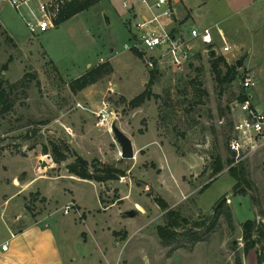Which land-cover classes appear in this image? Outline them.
I'll list each match as a JSON object with an SVG mask.
<instances>
[{
    "label": "rangeland",
    "instance_id": "374dc122",
    "mask_svg": "<svg viewBox=\"0 0 264 264\" xmlns=\"http://www.w3.org/2000/svg\"><path fill=\"white\" fill-rule=\"evenodd\" d=\"M175 9L170 26L185 39L192 28L218 27L214 48L217 57L227 58L222 72L230 69L236 75L232 83L218 85L198 40L190 41L193 54L185 61L164 54L150 66L153 52L137 57L135 25L147 14L140 0H98L35 37L10 7L0 4V83L6 89L16 85L9 108L0 105V241L9 239L6 218L18 210L24 220L30 213L36 219L47 216L53 228L59 222L68 229L73 249L98 259L100 249L85 242L89 233L80 237L95 229L94 237L98 234L107 250L112 244L118 249L111 264H256L258 254L264 255V240L247 252L242 240L244 222L264 224V149L242 161L251 184L246 195L234 192L226 166L241 116L238 97L246 93L242 80L250 73L244 66L247 54L227 40L235 59L222 55L225 28L233 23L226 0H180ZM99 68L98 81L81 91L71 89L75 79ZM260 87L256 84L247 94L262 99L257 108L264 109ZM145 90L152 98L131 109L130 102ZM112 126L131 141L133 159H122ZM53 144L66 154L65 161L54 162ZM75 156L124 175L106 183L78 179L66 169ZM217 156L225 168L214 174ZM221 199L223 208L230 209L232 228L222 216L214 232L202 235L195 225L208 222ZM71 203L73 210L64 215ZM168 211L188 222L189 231L180 233L198 231L202 240L192 244L189 236H180L164 245L157 227L166 225ZM46 261L53 259L47 256Z\"/></svg>",
    "mask_w": 264,
    "mask_h": 264
},
{
    "label": "crops",
    "instance_id": "0c3cea01",
    "mask_svg": "<svg viewBox=\"0 0 264 264\" xmlns=\"http://www.w3.org/2000/svg\"><path fill=\"white\" fill-rule=\"evenodd\" d=\"M177 1L180 2V0ZM226 1L231 12L229 21L233 23L225 28V38L222 40L223 46L228 45L230 50L222 55L224 57H235L232 52V47L227 43V40H231L234 47L241 49L247 54L244 60V66L249 70L250 73L248 75L250 77L252 76L255 86L259 83L261 85L259 89L263 91L264 0ZM200 8L201 6L199 5L197 10L198 14L203 12ZM217 35L218 34L214 30L212 34L214 44L217 40ZM203 46H205V52L208 46L204 44ZM237 61L239 60L236 59V62ZM261 100L262 99L259 100V98L254 100L252 97V102L256 107ZM11 184L17 189L15 183ZM3 201L4 204L9 203V200ZM75 204L80 208V211L84 213L85 210L82 209L79 203L76 202ZM99 204L98 200V205ZM31 215L27 213L26 216L28 218L24 220L23 213L14 210L12 215H8L6 218L5 227L10 233V237L7 241H0V264H95L96 261H98L99 264H111L115 259L118 251L117 247L112 244L110 246L111 250H107L102 242H99V235L97 234V237H94L96 236L95 229L92 228L89 229L88 232H82L80 237L83 239V234L89 233V236H86L87 239L85 242L88 241L90 244L94 243V246L100 249V257H98V259L93 257V254L89 251L83 254L73 249L68 229L62 227L59 222L55 223L58 227L53 228L51 227L52 222L48 224L47 216L36 219L32 218L33 215ZM48 216H51V214ZM261 216L264 217L263 215ZM2 217L3 216H1V218ZM86 221L88 220H84V222ZM21 222H23V224H20ZM5 243H8L9 246L7 251L4 252L1 250V246ZM47 256H51L53 262L46 261Z\"/></svg>",
    "mask_w": 264,
    "mask_h": 264
},
{
    "label": "built area",
    "instance_id": "2783aa9c",
    "mask_svg": "<svg viewBox=\"0 0 264 264\" xmlns=\"http://www.w3.org/2000/svg\"><path fill=\"white\" fill-rule=\"evenodd\" d=\"M74 1L81 0H0V4L10 7L22 20L28 34L35 37L57 29L61 25L58 24L60 16ZM140 1L147 14L143 15L135 25L137 33L133 35L135 44L132 48L143 55L161 51L159 55L153 53L150 55V66L154 62L152 58L158 60V56L164 54L177 56L183 61L191 58L194 49L190 43L191 40H198L201 44L207 45L208 49L205 53L211 49L215 50L212 32L215 30L218 35H221L216 25L203 31L192 28L189 38L185 39L170 26L174 23L177 0ZM124 7L127 8V5L124 4ZM125 49L131 48L125 46ZM222 49L224 52L230 50L228 45H224ZM254 87L255 82L252 77L243 78L242 88L246 92L245 99L238 103L241 116L235 127V135L228 145L234 160L232 166L242 163L255 152L264 149V109H258L253 104L251 95L247 94ZM72 205L71 203L64 207V215L73 210ZM7 249L6 244L1 246L4 252Z\"/></svg>",
    "mask_w": 264,
    "mask_h": 264
},
{
    "label": "trees",
    "instance_id": "16d2710c",
    "mask_svg": "<svg viewBox=\"0 0 264 264\" xmlns=\"http://www.w3.org/2000/svg\"><path fill=\"white\" fill-rule=\"evenodd\" d=\"M98 0H81V1H74L70 4L64 13L60 16L58 24H62L66 20L72 18L73 16L88 10L90 7L95 5ZM10 40V38H8ZM11 41V40H10ZM134 54L139 57L143 58V54L138 52L134 49ZM155 61V58H152ZM211 62V69L215 76V80L219 86H223L224 84L232 83L235 79V74H232L230 69H228L225 73L222 72L221 66H227L226 61L222 56H218L210 60ZM6 66H4V69ZM101 68L95 69L91 72H88L85 75L75 79L71 83V89L75 92L81 91L86 87L94 84L98 81L102 76L100 74ZM155 70L151 71V82L153 81L152 78L155 76ZM16 85H11L7 89L2 87L0 83V105H3V109L9 108L10 103V95L12 94L14 87ZM152 93L149 90H145L142 94L134 98L129 106L131 109H136L141 107L146 101H149L152 98ZM157 97V96H155ZM239 102L245 99V94H242L238 97ZM43 152L45 154L48 153L46 148H43ZM51 152L53 154V160L55 163H61L67 159L66 154L61 152V149L56 145L53 144L51 146ZM234 160L232 157L226 160V166L229 167L228 171L229 175L235 180V184L233 186V190L235 193H239L242 195H246L248 191L251 189V184L247 180V175L245 172L244 167H242V163L232 166ZM231 166V167H230ZM224 165L220 156H217L213 162V173H219L224 169ZM67 172L78 179L85 180V181H94L97 183H106L109 181L117 180L119 177H122L124 174L117 168H113L109 165L105 164H98V165H89V163L78 157L75 156L73 162L66 166ZM208 184L202 187V191L207 189ZM238 191V192H237ZM33 197V196H32ZM225 205L224 199H221L215 207V214L208 220L202 221L195 225V229L197 230H204V234L208 235L215 231L217 227L218 220L225 216L227 219L228 226L232 228V216L230 214L229 208H223ZM162 209H166V204L160 203ZM32 213V212H31ZM33 215V214H32ZM261 214H257L260 216ZM166 225L165 226H158L157 227V235L162 241L164 245L170 246L174 244L180 236H189L191 243H196L202 240L201 236H198L197 232L190 231L188 234L180 233V230L184 231L185 233L189 230L186 229L188 222L180 216L178 212L175 211H168L166 213ZM191 230V229H190ZM116 236V233H113ZM242 240L244 243V251L247 252L251 249H254L256 246L259 245L264 240V224L261 222H257V220H247L242 224ZM261 251V248L259 249ZM257 264H264V255L258 254L257 256ZM240 264V263H238Z\"/></svg>",
    "mask_w": 264,
    "mask_h": 264
},
{
    "label": "water",
    "instance_id": "95a60500",
    "mask_svg": "<svg viewBox=\"0 0 264 264\" xmlns=\"http://www.w3.org/2000/svg\"><path fill=\"white\" fill-rule=\"evenodd\" d=\"M106 23L108 24V20L106 19ZM218 53L216 50L211 49L207 51L206 56L208 59H212L217 57ZM236 66L240 68L241 62L237 61ZM112 131L114 133V136L119 143L121 147V157L122 159H133L134 158V151H133V145L131 141L121 132L119 131L115 126H112ZM129 216H133V213H129Z\"/></svg>",
    "mask_w": 264,
    "mask_h": 264
}]
</instances>
